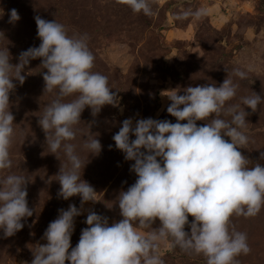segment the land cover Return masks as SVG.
I'll list each match as a JSON object with an SVG mask.
<instances>
[{
	"label": "clouds",
	"instance_id": "clouds-1",
	"mask_svg": "<svg viewBox=\"0 0 264 264\" xmlns=\"http://www.w3.org/2000/svg\"><path fill=\"white\" fill-rule=\"evenodd\" d=\"M154 2L117 0L146 16L154 14ZM207 15V7L189 8L173 19L199 20ZM19 19L17 10L11 9L8 22ZM34 19L41 41L38 47L22 51L16 64L10 62L7 47L0 49V230L6 237L15 235L24 227L22 221L33 215L26 199L27 177L7 171L13 166L10 148L15 136L9 96L16 87L14 80L24 83L22 71L30 60L41 59L40 66L47 70L44 91L54 94L38 123L49 153L62 151L66 158L57 175L59 195L65 200L79 195L81 204L99 201L93 186L82 179V171L89 154L99 155L102 145L89 131L80 146L88 153L85 160L72 141L86 107L95 116L104 105L119 103L108 77L92 71L95 56L87 34L69 35L56 20ZM252 71L251 65L246 70L237 67L232 75L246 79ZM238 88L229 76L219 86H189L182 95L169 90L166 95L171 103L166 111L176 118L174 123L145 118L133 124L131 118L124 119L112 139L125 159L134 161L130 169L137 179L119 193L122 219L109 225L107 217L90 211L84 221L88 227L72 247L74 218L81 209L70 204L67 210H58L57 218L48 224L43 234L47 242L32 249L31 264H165L162 246L202 255L206 264H239L237 257L251 249L247 234L236 230L231 218L255 217L264 208V165L239 150L250 141L249 113L242 106L254 112L264 98L253 92L230 104ZM197 121L206 123L201 126ZM157 219L159 226L153 227Z\"/></svg>",
	"mask_w": 264,
	"mask_h": 264
},
{
	"label": "rangeland",
	"instance_id": "rangeland-1",
	"mask_svg": "<svg viewBox=\"0 0 264 264\" xmlns=\"http://www.w3.org/2000/svg\"><path fill=\"white\" fill-rule=\"evenodd\" d=\"M200 7H207L206 17L173 19L183 9ZM13 8L20 16L14 24L8 22ZM153 9L154 14L146 16L117 0H0V49L8 48L12 64L19 62L22 51L41 42L34 17L56 20L69 35L87 34L95 56L92 71L106 75L111 91L119 98L118 106L104 105L95 116L86 107L76 126L72 143L83 159L88 153L80 146L89 131L102 145L99 155L89 154L82 171V179L93 186L99 201L81 204L79 195L67 200L59 195L57 175L66 158L62 151L49 153L45 132L38 123L54 98L53 93L44 91L43 73L47 70L40 66L41 59H31L25 66L22 85L13 81L16 87L9 99L15 136L10 148L13 166L7 171L27 177L26 199L33 215L22 221L24 227L13 236L6 237L0 230V264H31L32 249L47 242L43 234L48 224L57 218L58 210H67L70 204L81 209L74 218L72 247L78 243L81 230L88 227L84 221L90 211L107 217L109 225L122 219L119 193L137 176L130 169L134 161L125 159L112 137L127 118L133 124L145 118L176 122L166 111L171 103L166 95L169 90L182 95L189 86H219L231 76L239 88L230 104L253 92L264 98V0H155ZM249 65L254 71L246 79L232 75L234 68L246 70ZM242 107L249 113L250 141L239 150L249 160L264 165V101L254 112ZM204 123L197 121L201 126ZM192 219L189 215V221ZM231 222L247 234L251 249L237 257L239 264H264V208L255 217L233 216ZM158 226L157 219L153 227ZM185 230H190L187 225ZM161 253L165 264H206L202 255L187 254L178 247L169 251L162 246Z\"/></svg>",
	"mask_w": 264,
	"mask_h": 264
}]
</instances>
